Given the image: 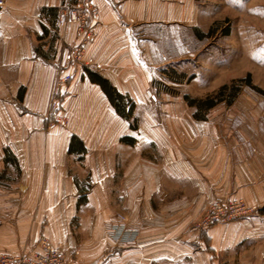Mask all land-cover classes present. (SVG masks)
Returning a JSON list of instances; mask_svg holds the SVG:
<instances>
[{
	"label": "crops",
	"instance_id": "obj_1",
	"mask_svg": "<svg viewBox=\"0 0 264 264\" xmlns=\"http://www.w3.org/2000/svg\"><path fill=\"white\" fill-rule=\"evenodd\" d=\"M0 1V252L34 250L47 236L70 264H264L257 125L228 143L226 126L193 122L175 106L161 109L163 126L152 105L164 63L156 44L171 31L203 29L210 0H90L95 38L81 64L70 58L76 25L61 16L70 0ZM256 1L249 5L262 10ZM48 7L59 9L54 26L42 16ZM86 68L134 105H152L137 131ZM62 69L72 74L59 99L66 125L50 114ZM240 198L255 215L192 228L211 202ZM119 213L141 232L133 244L109 235Z\"/></svg>",
	"mask_w": 264,
	"mask_h": 264
},
{
	"label": "rangeland",
	"instance_id": "obj_2",
	"mask_svg": "<svg viewBox=\"0 0 264 264\" xmlns=\"http://www.w3.org/2000/svg\"><path fill=\"white\" fill-rule=\"evenodd\" d=\"M70 1L74 4V0ZM249 1L252 2L210 0L207 5L210 18L206 20L203 29L171 31L168 32L170 39L164 38L160 44H156L157 51L164 54V58L158 56L157 60L164 63L157 68L151 83L152 93L157 100L152 105L161 125L168 124L167 119H163L164 113L161 112L163 107L166 109L167 106H175L177 112L182 111L183 115L190 119L195 114L196 107H191L185 96L191 99H206L215 95L222 86H232L250 76L251 82L258 89L239 83L240 91L231 105L224 100L209 109L205 120H199L194 115L192 120L203 124L226 126L223 138L228 143H234L238 138L244 139L239 133L250 132L248 125L252 123L258 127L259 139L264 138V0L256 1L263 6L262 10L249 5ZM211 29H214L211 36L202 37ZM152 105L148 109L142 105H135L134 115L129 120L130 129L136 122L139 129L143 123V116L151 111L149 109ZM181 125H184L183 122ZM147 157L152 161L156 160L154 153L148 154ZM241 199L246 204V201ZM235 200L240 199L229 200L226 203L211 202L192 223V228L205 232L203 226L211 211V205L217 203L226 205ZM247 207L252 209V213L240 218L255 215L257 212L255 208L248 205ZM124 216L127 218L126 225L130 227L128 216ZM131 228L139 231L136 242L141 232L137 228Z\"/></svg>",
	"mask_w": 264,
	"mask_h": 264
},
{
	"label": "built area",
	"instance_id": "obj_3",
	"mask_svg": "<svg viewBox=\"0 0 264 264\" xmlns=\"http://www.w3.org/2000/svg\"><path fill=\"white\" fill-rule=\"evenodd\" d=\"M3 5L4 3L0 1V6ZM94 11L95 7L90 0H74V4L70 3L62 10L63 21L76 25L78 32L77 42L70 49L72 63L85 62L88 43L95 38V31L92 28L93 15H91ZM71 80V73L61 72L55 81L54 92L50 99V114L56 116L57 122L64 125L68 124L70 119L66 115L59 114V99L63 86ZM210 210L203 226L204 230H208L212 225L225 224L252 213V209H249L241 198L226 205L213 204ZM126 219V216L120 215V223L108 229L110 237L116 244H133L139 234L138 230L126 225ZM37 246L34 250L20 254L0 252V264H70L64 246L53 244L49 237L42 236Z\"/></svg>",
	"mask_w": 264,
	"mask_h": 264
},
{
	"label": "trees",
	"instance_id": "obj_4",
	"mask_svg": "<svg viewBox=\"0 0 264 264\" xmlns=\"http://www.w3.org/2000/svg\"><path fill=\"white\" fill-rule=\"evenodd\" d=\"M58 13L59 9L58 8H44L42 9V16L46 17L49 19V23L51 26H54L56 24V21L58 19ZM44 30V36H48L49 30L43 26ZM214 32V29H211L207 35H203L202 37H207L211 36ZM86 72L88 73L90 81L93 83L98 84L99 86L102 87L104 93L106 94L107 98L111 101L113 107L115 108L116 112L118 115L121 117H124L128 120H130L133 117L135 105L132 103L131 100L125 95H121L117 89L111 84V82L104 78L102 75L95 71H91L90 69L86 68ZM240 84H246L250 88L252 87L253 89H258L253 82H251L250 76H247L245 79L239 80ZM239 83H234L232 86L224 85L222 88L213 96H208L206 99H191L189 97H184L188 98V104L191 107H196V111L194 112V117H196L199 120H205L206 119V114L209 111V109L213 108L216 106L218 103L223 102L224 100L228 102V104H232L236 99L237 95L240 91V84ZM260 91V90H259ZM136 122V121H135ZM137 122L136 125H132V129L137 130ZM132 143V141H130ZM71 150V149H70Z\"/></svg>",
	"mask_w": 264,
	"mask_h": 264
}]
</instances>
